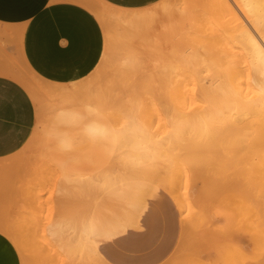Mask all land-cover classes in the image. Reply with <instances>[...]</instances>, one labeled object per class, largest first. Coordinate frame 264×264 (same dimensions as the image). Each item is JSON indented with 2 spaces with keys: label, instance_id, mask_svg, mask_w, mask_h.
Here are the masks:
<instances>
[{
  "label": "rangeland",
  "instance_id": "rangeland-1",
  "mask_svg": "<svg viewBox=\"0 0 264 264\" xmlns=\"http://www.w3.org/2000/svg\"><path fill=\"white\" fill-rule=\"evenodd\" d=\"M181 2L165 0L164 4L170 7ZM190 22L169 28L164 34L155 30L153 34L156 40L151 42L148 50L189 54L193 50L190 37L193 27ZM110 26L114 43L111 51H107L108 42L104 33V52L99 68L88 76L93 84L113 79L120 72L116 66L123 62L127 54L140 56L143 50H147L141 45L134 48L122 45L117 41V36L123 39L127 29L115 23ZM2 44L3 41L0 46ZM13 59L12 64L9 59L7 62L11 66L14 64L23 84L32 87L47 85L33 77L23 63L16 66L17 56ZM191 69L190 65L182 67L179 77H189ZM155 101L157 107L164 111V120L157 119L156 113L151 111L148 133L152 140L134 144L132 139L128 142L118 141L117 129L121 124L99 105L91 108L76 105L63 117L57 110L56 101L38 96L40 108L35 103L37 136L18 153L4 160L2 163L6 167L0 169V227L8 228L22 241L24 253L16 248L22 264H80L77 256L65 261L52 257L51 244L54 240L49 229L72 216H80L82 220L85 218V222H103V225L110 226L111 222L133 211L153 187L157 196L145 199L142 210L126 229L108 238L84 236L87 244L97 245L107 260L101 261V258L93 256L92 264H239L233 256L238 235L229 207L237 187L244 190L252 186L258 195L264 196V113L246 118L226 114L212 116L211 161L207 169H201L186 159L179 146L169 148L166 154H161L155 147V141L166 142L171 138V118L181 111H177L165 96L156 97ZM182 108L184 113H188L191 107L186 103ZM142 149L149 155L144 157ZM133 150H137L139 162L136 167L140 172L133 171L134 167H123L125 157L130 151L134 154ZM169 156H178L183 165L170 163ZM119 168L121 171L118 172L120 177L117 181L110 184L105 182L107 175L117 172ZM185 169L188 172L183 173ZM153 170L163 176L171 174L173 170L180 174V193H177L181 204L185 202L182 210L175 209L172 195L165 186L151 183L146 176H142V171ZM184 174L192 175L191 180L185 179ZM181 188L186 189L184 193L190 202L183 199L185 195H181V192L184 189ZM193 193L199 196L196 204L193 203ZM261 197L260 200L264 202V197ZM189 205L191 213L190 207L187 208ZM190 214L193 220L187 218ZM189 224L194 226L192 230ZM67 225L66 222L63 224L64 227ZM0 232L6 235L4 231ZM224 232H229V236L225 237ZM190 233L195 235L192 237ZM222 233L224 236H221ZM193 241L196 245H193ZM184 242H191L188 246H191V251L186 250L187 243ZM36 247L40 248V252Z\"/></svg>",
  "mask_w": 264,
  "mask_h": 264
},
{
  "label": "bare ground",
  "instance_id": "bare-ground-1",
  "mask_svg": "<svg viewBox=\"0 0 264 264\" xmlns=\"http://www.w3.org/2000/svg\"><path fill=\"white\" fill-rule=\"evenodd\" d=\"M75 1L88 8L100 22L108 42L107 51H111L110 47L112 42L114 43L111 23L127 29L128 34L123 35V39H120L122 36H117L118 42L131 48L141 45L147 50H143L140 56L134 54L124 56L123 62L116 66V69L120 70L114 76L117 80L108 79L103 83L93 84L89 77L71 84L50 83L37 76L24 62L25 68L32 76L46 82L47 85L32 87L20 81L16 70L5 72L28 91L38 108H40L39 95L56 101L57 110L63 117L76 105H85L87 108L99 105L121 124L117 129L118 141L121 143L132 139L135 141L134 144H138L141 141L152 140L148 133V126L152 121L151 111L156 113L157 119L164 120V111L157 107L155 99L165 96L177 111H181L174 113L171 118L173 129L171 138L166 142L155 141V147L161 154H166L169 148L179 146L180 151H184L186 159L190 160L194 167L201 169H207L211 161L212 116L226 114L246 118L257 117L264 113V0H182L180 4L176 3L170 7L164 4L165 0H160L141 9L115 7L104 0ZM190 20L193 27L190 36L193 50L189 54L177 55L164 50L156 52L148 50L152 46L151 42L156 40L153 34L155 30L164 34L169 28L178 27ZM188 65L192 68V74L180 78L179 70ZM98 68L99 64L94 71ZM186 103L191 107L188 113H184L182 108ZM37 134L35 129L28 142H31ZM135 151L137 150H133L134 154L131 153L132 151L128 152L123 167L130 169L134 167L133 171L140 172L136 167L139 159L136 158ZM141 152L144 157L149 155L145 149ZM169 159L170 163L177 165L181 161L178 156L173 158L169 156ZM4 167L6 165L0 163V169ZM120 171L119 168L117 172L108 174L105 182L110 184L117 181ZM186 172L188 170L185 169L183 173ZM176 173L173 170L171 174L163 176L159 171L153 170L142 171V176H146L151 183L165 186L180 210L182 205L185 206V202L181 204V198L177 193L180 191L181 176ZM184 175L185 179L191 180L192 175ZM182 189L184 190L181 195H185L183 198L185 199L186 189ZM260 197L261 195H258L252 186L244 190L237 187V192L232 195L230 217L236 225L238 235L233 256L239 264L241 262L264 264V202ZM193 198L195 203L199 196L193 193ZM189 211L191 213V207ZM181 214L183 215L184 212ZM187 218L193 220L191 214ZM84 219L82 220L80 216L79 218L72 216L49 229L54 240L51 244L52 257L56 256L58 261H65L77 256L80 264H92L93 256L105 261L94 244L88 245V240L85 241L86 234L95 237L97 227L90 220L85 222ZM186 220L188 222L189 219ZM65 222L68 224L67 227L63 226ZM189 225L191 226L189 228L193 229L194 226ZM0 231H4L13 245L24 253V245L14 232L2 227ZM228 233H225V237L229 236ZM190 234L192 237L195 235ZM221 236H224L223 233ZM186 243V250L191 251V246L188 248L191 242ZM36 250L40 252V248L36 247ZM231 261L233 263V259Z\"/></svg>",
  "mask_w": 264,
  "mask_h": 264
},
{
  "label": "crops",
  "instance_id": "crops-1",
  "mask_svg": "<svg viewBox=\"0 0 264 264\" xmlns=\"http://www.w3.org/2000/svg\"><path fill=\"white\" fill-rule=\"evenodd\" d=\"M124 9L149 7L160 0H104ZM0 163L18 153L32 137L36 106L28 91L5 72L13 71V57L40 78L71 84L88 77L104 52V33L95 15L75 0H0ZM9 61L7 62V60ZM151 188L133 211L105 226L97 222L95 236L112 237L134 222ZM172 203L178 210L175 202ZM137 210V211H136ZM119 224V225H118ZM95 248L106 260L104 254ZM107 262V260H106ZM0 264H22L13 243L0 232Z\"/></svg>",
  "mask_w": 264,
  "mask_h": 264
}]
</instances>
